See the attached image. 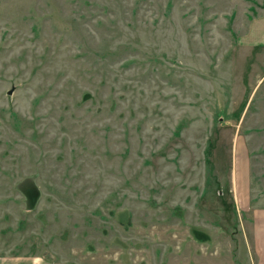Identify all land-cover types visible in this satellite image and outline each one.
I'll list each match as a JSON object with an SVG mask.
<instances>
[{
  "label": "rangeland",
  "instance_id": "1",
  "mask_svg": "<svg viewBox=\"0 0 264 264\" xmlns=\"http://www.w3.org/2000/svg\"><path fill=\"white\" fill-rule=\"evenodd\" d=\"M257 17L264 0H0V255L264 264Z\"/></svg>",
  "mask_w": 264,
  "mask_h": 264
},
{
  "label": "crops",
  "instance_id": "2",
  "mask_svg": "<svg viewBox=\"0 0 264 264\" xmlns=\"http://www.w3.org/2000/svg\"><path fill=\"white\" fill-rule=\"evenodd\" d=\"M259 22H257L258 20ZM246 42L248 45H264V17L254 18L247 31ZM258 240V234L255 237ZM0 264H58L44 260L40 256L32 257L30 255H0Z\"/></svg>",
  "mask_w": 264,
  "mask_h": 264
}]
</instances>
